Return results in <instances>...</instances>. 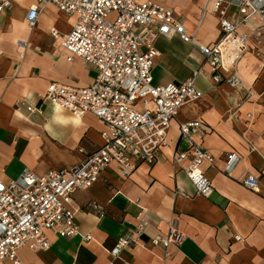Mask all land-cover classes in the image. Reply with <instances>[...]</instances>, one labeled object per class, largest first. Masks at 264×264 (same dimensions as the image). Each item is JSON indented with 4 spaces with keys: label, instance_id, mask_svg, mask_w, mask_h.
I'll return each instance as SVG.
<instances>
[{
    "label": "crops",
    "instance_id": "1",
    "mask_svg": "<svg viewBox=\"0 0 264 264\" xmlns=\"http://www.w3.org/2000/svg\"><path fill=\"white\" fill-rule=\"evenodd\" d=\"M154 1L173 11L195 43L184 42L175 33L158 37L153 44L157 52L153 83L180 85L199 70L195 86L209 106L192 102L181 109L155 165H139L123 178L111 164L98 182L76 192L77 205L92 203L98 210L76 215L78 234L72 238L46 231L51 243L47 251L20 249L17 255L23 264H109L112 258L104 250L112 249L124 231L141 220L145 225L140 245L123 249L114 264H264V40L252 43L241 69L242 78L255 91L251 100L244 101L240 91L209 83L210 71L198 49L220 37L213 0ZM220 1L229 19L238 17L239 0ZM32 4V0H0V179L4 182L16 179L24 169L37 176L74 169L102 144L104 126L95 117L77 118L40 98L51 83L87 87L96 73L78 59L68 62L50 36L51 28L67 33L74 18L47 5L30 29L26 16ZM18 41L25 43L24 48L16 45ZM27 108L35 111L29 113ZM198 120L203 122L202 147L214 159L213 166L201 167L213 188L206 199L196 195L183 171L171 167V154L184 148L177 122ZM230 152L241 159L228 177L223 173L224 154ZM247 176L258 181L256 191L242 185ZM170 225L183 236L182 244L165 253L152 248L157 236L168 235ZM87 236L90 240H84Z\"/></svg>",
    "mask_w": 264,
    "mask_h": 264
},
{
    "label": "built area",
    "instance_id": "2",
    "mask_svg": "<svg viewBox=\"0 0 264 264\" xmlns=\"http://www.w3.org/2000/svg\"><path fill=\"white\" fill-rule=\"evenodd\" d=\"M32 1L27 26L35 27L39 11L47 5L73 17L67 33L51 28L50 36L68 62L78 59L82 66L92 67L96 73L87 87L51 83L40 98L77 118L91 115L104 129L100 133L101 146L85 155L74 169L50 171L43 176L24 169L16 179L7 182L0 179V264H23L17 255L23 248L47 251L51 243L46 231L65 239L76 236V215L97 211L98 206L91 203L80 207L73 200L74 194L98 182L111 164L123 178H129L139 165H155L166 146L171 122L185 105L200 103L203 98L194 82L199 70L180 85L153 83L151 70L157 56L153 44L158 37L175 33L184 42L195 43L194 35L186 33L171 9L154 0ZM237 8L238 17L232 20L227 17V7L222 1H212L220 37L198 49L210 71L209 83L238 90L247 101L255 91L242 78L241 69L250 57L252 43L264 40V0H239ZM16 45L24 48L25 43L18 41ZM27 111L35 110L27 108ZM247 118L251 120L252 116ZM177 124L184 148L171 154V167L183 171L196 195L206 199L213 188L201 167L213 166L214 159L202 147L203 122ZM240 159L236 152L224 154L223 173L231 177ZM242 185L256 191L258 181L247 176ZM144 225L141 220L128 227L112 249L104 250L112 258L109 264H114L123 249L140 245ZM183 240L170 225L168 235L157 236L151 246L160 247L165 253L168 247L178 248ZM166 258L164 254L163 259Z\"/></svg>",
    "mask_w": 264,
    "mask_h": 264
},
{
    "label": "bare ground",
    "instance_id": "3",
    "mask_svg": "<svg viewBox=\"0 0 264 264\" xmlns=\"http://www.w3.org/2000/svg\"><path fill=\"white\" fill-rule=\"evenodd\" d=\"M200 104L203 105V106L208 107L209 106V101L206 98H202L200 100Z\"/></svg>",
    "mask_w": 264,
    "mask_h": 264
},
{
    "label": "rangeland",
    "instance_id": "4",
    "mask_svg": "<svg viewBox=\"0 0 264 264\" xmlns=\"http://www.w3.org/2000/svg\"><path fill=\"white\" fill-rule=\"evenodd\" d=\"M243 100H244V98H243ZM249 100H251V99H249ZM249 100H248V101H249ZM244 101H245V100H244Z\"/></svg>",
    "mask_w": 264,
    "mask_h": 264
}]
</instances>
